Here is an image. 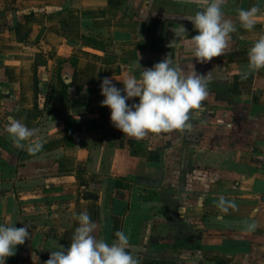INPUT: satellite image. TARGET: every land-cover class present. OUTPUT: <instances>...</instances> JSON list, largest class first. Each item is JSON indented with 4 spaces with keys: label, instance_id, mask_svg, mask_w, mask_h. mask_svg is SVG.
<instances>
[{
    "label": "crops",
    "instance_id": "1",
    "mask_svg": "<svg viewBox=\"0 0 264 264\" xmlns=\"http://www.w3.org/2000/svg\"><path fill=\"white\" fill-rule=\"evenodd\" d=\"M253 5L255 27L237 23L224 55L198 63L179 32L198 34L185 19L194 0H0V225L30 233L5 264H45L70 246L83 211L97 239L123 232L138 264H264V69L241 79L264 1L226 0L223 12L236 21ZM168 56L185 73L210 72L201 110L183 130L125 136L101 83L122 89L139 78L132 65ZM9 116L36 130L39 152L15 146Z\"/></svg>",
    "mask_w": 264,
    "mask_h": 264
},
{
    "label": "clouds",
    "instance_id": "2",
    "mask_svg": "<svg viewBox=\"0 0 264 264\" xmlns=\"http://www.w3.org/2000/svg\"><path fill=\"white\" fill-rule=\"evenodd\" d=\"M199 10L185 19L193 24L197 35L188 38L186 29L180 26V35L184 37L185 50L198 63H207L213 58L224 55L232 41V34L237 31V23L251 31L261 14L259 5L249 9H237V20L225 17L223 6L226 0H194ZM175 33V30H172ZM175 40L170 46H174ZM140 69L139 78L128 74L122 80L123 88L118 89L112 80L104 78L101 83V95L105 99L101 106L111 110V122L125 136L143 139L149 133L160 134L183 130L189 120V113L201 110L202 102L208 95L210 72L197 74L194 70L185 73L170 56L165 57L151 68H142L139 62L132 65ZM264 69V35H261L248 51L247 70L241 79H247L252 72ZM122 92L125 95H122ZM139 98V103L129 105L126 101ZM6 131L16 147L35 154L42 148V143L32 138L35 129H29L16 118L9 116ZM25 142H28L25 144ZM225 204L221 197L218 207ZM235 207V205H231ZM72 242L67 249L59 245L57 251H51L45 264H138V261L126 250L128 237L123 232H116L117 240L109 245L92 235L94 224L86 211L78 216ZM249 229L255 225H248ZM30 233L26 226L0 225V264L6 258L15 255L17 245H23Z\"/></svg>",
    "mask_w": 264,
    "mask_h": 264
},
{
    "label": "water",
    "instance_id": "3",
    "mask_svg": "<svg viewBox=\"0 0 264 264\" xmlns=\"http://www.w3.org/2000/svg\"><path fill=\"white\" fill-rule=\"evenodd\" d=\"M87 196L89 197V198H95L96 196H94V195H92V194H87Z\"/></svg>",
    "mask_w": 264,
    "mask_h": 264
},
{
    "label": "built area",
    "instance_id": "4",
    "mask_svg": "<svg viewBox=\"0 0 264 264\" xmlns=\"http://www.w3.org/2000/svg\"><path fill=\"white\" fill-rule=\"evenodd\" d=\"M264 1V0H263Z\"/></svg>",
    "mask_w": 264,
    "mask_h": 264
},
{
    "label": "trees",
    "instance_id": "5",
    "mask_svg": "<svg viewBox=\"0 0 264 264\" xmlns=\"http://www.w3.org/2000/svg\"><path fill=\"white\" fill-rule=\"evenodd\" d=\"M65 85V84H64Z\"/></svg>",
    "mask_w": 264,
    "mask_h": 264
}]
</instances>
